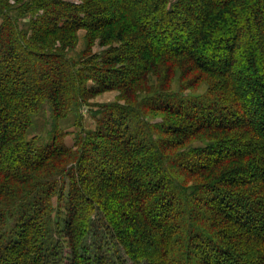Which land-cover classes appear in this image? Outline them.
<instances>
[{"label": "trees", "instance_id": "16d2710c", "mask_svg": "<svg viewBox=\"0 0 264 264\" xmlns=\"http://www.w3.org/2000/svg\"><path fill=\"white\" fill-rule=\"evenodd\" d=\"M13 1L0 0V264H63L65 248L69 264H264V0ZM80 29L108 49L71 60ZM150 73L162 87L138 102ZM112 90L124 103L92 131L77 115L67 146L60 124ZM93 217L109 244L89 252Z\"/></svg>", "mask_w": 264, "mask_h": 264}, {"label": "rangeland", "instance_id": "374dc122", "mask_svg": "<svg viewBox=\"0 0 264 264\" xmlns=\"http://www.w3.org/2000/svg\"><path fill=\"white\" fill-rule=\"evenodd\" d=\"M25 4L30 3L31 0H23ZM77 1V0H72ZM9 5L17 7L19 4L15 3L13 0H9ZM13 7V8H14ZM11 9L12 16H16V10ZM40 11L37 14L34 13H26L21 17L18 21L22 29L26 30L29 26V23L32 19L35 18V15H40ZM1 22V18H0ZM102 39V33H90L86 31L85 29H80L76 32V41L74 42L71 49L67 50L68 57L71 60L75 61H86L90 58H96L98 56H101L102 52L106 51L108 49V46L103 43ZM58 46V44H56ZM178 77L179 74L176 75L175 80L172 84H170V89L172 93L178 92ZM146 89L144 88L140 93H138V102H141L144 98L153 95L160 86L162 87L161 79L157 74L150 73L146 77ZM148 88V89H147ZM154 91V92H153ZM205 87H201L197 92L190 93L186 91L184 95L190 96H200L204 94ZM113 103H124L122 100L121 92L119 90H112V91H106L103 93L98 94L97 96H94L93 98L89 99L87 104H83L78 110L79 114L73 113L69 116V118L66 121H63L60 126L61 132H63L65 135L64 142L67 146H72L74 142V135L75 133L81 132L80 128L77 127V115H80L81 117V127L85 129L86 131H92L95 129V120L101 113V109L103 106ZM98 114V115H97ZM158 120H161L164 118L163 115L155 116ZM149 121H152L149 119ZM155 121V120H154ZM53 128V121L50 116V110L49 108L44 105L41 112L34 117V126L29 132V137H35L38 140L39 144H45L49 138H50V132ZM205 143H197L194 145L195 148H201L204 147ZM188 184H191V181L188 182ZM54 203L56 201L54 200ZM94 222V228H92V232L86 239V246L89 252H94L95 243L99 244L105 242L106 245L109 244L107 237L108 235L104 231L103 228H97L98 222L97 218L93 217ZM95 229L96 232H95ZM64 240V239H63ZM69 253L68 250L65 248V261L63 264H69Z\"/></svg>", "mask_w": 264, "mask_h": 264}]
</instances>
